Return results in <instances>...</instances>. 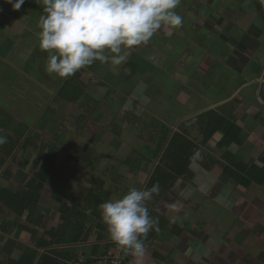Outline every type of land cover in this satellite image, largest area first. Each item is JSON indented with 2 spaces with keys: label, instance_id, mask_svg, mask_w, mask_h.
Returning a JSON list of instances; mask_svg holds the SVG:
<instances>
[{
  "label": "rangeland",
  "instance_id": "rangeland-1",
  "mask_svg": "<svg viewBox=\"0 0 264 264\" xmlns=\"http://www.w3.org/2000/svg\"><path fill=\"white\" fill-rule=\"evenodd\" d=\"M256 1L181 0L176 9L183 17L181 27H162L146 45L134 47L126 62L117 67L101 64L99 61L85 67L90 76L97 78L89 81L87 74L82 75L91 97V103L85 106L82 104L83 100L63 105L54 102L59 82L66 78H59L57 81L52 76L43 77L42 73L41 78L33 77L38 75V68H41L43 62L45 72L48 58L47 53L39 47L40 29L37 25L40 15L43 14L41 5L35 0H25L24 4L27 6L23 4L16 11L11 4L0 0V102L3 97L7 98V110L18 118V121H14L15 126L26 120L25 118L32 120L28 123L35 129V140L39 147L55 143L59 149L57 165L62 171V180H51L50 184L43 186L45 197L42 204H48L49 195L52 197L53 193H57L62 197H73V203L68 200L64 203L81 210L85 196L91 188L89 181H95L99 177L104 179L106 191H112L105 202L121 198L132 187L147 189V183L161 156L156 159L152 157L160 134L154 133L153 137L157 139L151 142L152 133L143 130L140 123L133 125L126 118V113L135 115L146 123L156 120L159 124H165L172 130L170 137L174 132L186 129L189 139L200 144L203 136L199 133L198 126L193 127L192 124L204 113L220 110L212 102L224 99L227 105L234 108L227 106L228 108L222 110L227 118L234 111L239 114L236 124L243 133L240 136L241 144L232 145L230 150L238 164L244 162L253 166L264 155V108L261 109L258 105L260 89L249 87L250 85L242 89L237 85L243 83L244 79L251 82L249 78L253 73L247 67L240 71L235 65L233 55L228 51L229 46L223 47L225 51L220 48V42L227 43L222 31H229L231 17L235 15L229 5L245 2L244 6L250 7ZM214 13L221 18L213 16ZM258 20L256 23L260 32L261 22ZM208 28V38L213 34L209 39L213 42L203 36ZM232 33L235 35L236 29ZM253 34L251 33L252 36ZM252 36L245 39L252 40ZM242 39L238 35V41ZM256 39L262 44L261 53L264 55V34ZM198 43L205 49L200 50ZM32 52L34 55L38 54L36 58ZM181 54L183 57L186 55L183 58ZM251 57H257L256 53L251 52L246 56L249 59ZM198 63L202 68L191 74L190 68L198 66ZM11 65H22L20 69L25 72L32 66L35 72L30 77L34 79L29 81L24 71L15 72ZM211 75L215 79L208 81ZM235 80H238L237 83H234ZM209 96L216 98H212L211 102ZM261 97L264 98V92ZM76 110L80 114L75 113ZM78 120L83 126L84 130L81 132L85 136L75 126ZM158 130L156 128L155 132ZM213 143L212 141L209 147H203L204 155L213 163L210 172L194 162L190 166L193 176L189 182L180 180L163 197L153 195L146 202L148 209L166 217L171 224L183 228L181 236L159 230L154 243L146 248L143 256L137 258L131 254L128 264H264V188L256 184L245 188L235 183L232 179L235 175H227L223 171L228 165L227 160L222 157L225 149L218 147L217 140L216 144ZM37 153V150H30V154H23L22 151L18 154L25 160ZM144 157L150 161L147 162ZM72 160H76V163ZM135 164L141 166L140 170L135 169ZM6 166L3 165L0 169V175ZM36 170L27 171L29 177H25L23 172L24 186L22 184L18 188L17 184L21 182H14V189L27 191L29 180L34 177ZM105 194L106 192L103 193ZM50 203L46 222L35 226L39 227L42 234L44 229L53 231L60 223L59 201L51 199ZM40 212L41 209L38 208L36 216ZM93 217L94 230L86 244L77 246L78 243H73L69 238H73L75 233H70L67 237L70 240H64V246H54V249L59 252L85 251V256H90L93 245L114 243L101 220L100 210ZM99 224L105 228L102 231V241H97V233L101 231L97 227ZM259 226L263 228L261 238L255 233ZM15 235L17 232L8 236V243H0V262L19 258L17 245L24 243H16L14 239L20 238ZM25 245L26 247L21 248L23 253L32 254L35 249L40 251L35 243ZM46 249H41L40 255H44L42 252L47 254ZM156 253L160 257H156ZM123 254L125 257L129 255ZM59 260L64 259L59 257Z\"/></svg>",
  "mask_w": 264,
  "mask_h": 264
},
{
  "label": "trees",
  "instance_id": "trees-1",
  "mask_svg": "<svg viewBox=\"0 0 264 264\" xmlns=\"http://www.w3.org/2000/svg\"><path fill=\"white\" fill-rule=\"evenodd\" d=\"M24 5L27 6V4ZM33 52L36 53V51ZM33 52L32 54L36 58L38 54L34 55ZM11 66L14 68L15 72L20 73L24 71L19 69L17 65ZM34 72L35 71L32 66L28 71H24V73L28 75V78L30 79L29 81H32V79H34L33 77L36 78V76H38L35 74V76L33 75V77H30ZM83 74L88 75L90 78L89 81L97 80V78L90 76L87 68L81 69L74 76L66 78L62 81L63 83L58 89L54 99L56 104L63 105L78 103L81 100H83L82 104L85 106L90 104L91 99L90 95L87 93L88 87L82 79ZM32 90L33 89H31L30 92H32ZM6 101L7 98L3 97L0 102V129L9 128L12 120H14V115L7 110L8 106H6ZM87 109L90 111L89 108ZM222 109L224 108H220L218 112L214 110L208 111L196 119L199 125V133L203 136L200 144H197L189 139L186 129H182L181 132H174V134L170 137L172 130L165 124H159L156 120H154L153 123H146L142 121L141 118L126 113V118L131 121L133 125L140 123L143 130H148L152 133L151 142L157 139V137H153L154 133L160 134L158 135V146L152 152V157L155 159L158 158L162 154V151L163 154L160 156L159 163L155 167L146 186L147 189H150L154 184H159V193L154 194L156 197H163L164 193L170 191L180 180L189 182L193 176L190 166L194 162L201 165L206 171L210 172L212 170L213 163L208 160L206 155H204L203 147H209V143L216 134H220V139L217 145L219 148L225 149L222 157L228 162V165H226V168L223 170L224 173L227 175L231 174V176L235 175L234 177L232 176L234 182L244 186L245 188H249L252 184H256L264 188V155L260 157V162H262L261 167L256 165L249 167L244 162L240 164L237 163L234 153L231 152L230 148L234 144H241L242 140L240 139V136L243 133L236 124L237 116L235 114H231L227 118V115H225L224 110ZM75 113L80 114L78 110H76ZM75 126L77 130H79V133L85 136V134L81 132V130L84 129H82L83 126L80 124L79 120L76 122ZM28 128V125L21 122L19 129L16 131V136L19 139H23ZM156 128L159 129L157 132H155ZM0 136L5 137L7 140L5 145L0 146L1 151L5 157H11L17 147L16 141H14L12 137L6 136L4 133H0ZM142 137L143 136H140V138ZM58 138H60V136H58ZM31 141V137L26 139L24 148H27ZM165 144H167V146L164 148ZM58 153L59 149L55 143H49L47 145L46 152H43L41 160L37 161L39 172L36 176L30 179L27 191L20 193L6 189L0 190V203L2 204L0 205V211H3V208H8L17 216L26 217L27 223L40 226L43 217L41 216L40 221H38L35 219V213L41 203V199L43 198V186L48 184L52 179L56 181L62 180V171L57 167V161L59 159ZM144 158L147 162L150 161V159H147L146 157ZM72 161L76 163V160ZM134 167L136 170H140L141 168V166L137 164H135ZM6 175H9L7 170L4 173V176ZM89 184L91 185V188L85 196L84 205L81 210H76L67 203H64L65 200L73 203L75 201L73 197L68 195L62 197L57 193L52 194V198L59 201L60 204L58 208V221L60 223L55 232L49 230L44 231L46 239L41 240L40 243H35L38 248L51 249V247L60 246L63 244L69 233H75L74 242L76 243H86L90 240V236L94 230L92 224L94 218L93 216L98 213L99 205L104 203L105 200H108L112 191H106L105 181L100 177L95 181H89ZM104 192H106L105 195H103ZM91 209H93V212L90 213ZM148 210L149 215L158 220V231L154 230L153 233L147 235V239L144 241L146 248L151 247L152 243H154L159 230H162L163 232L169 231V233L174 236H181L184 231L183 228L179 225L171 224L166 217L157 215L153 210ZM194 210H196V208ZM97 227L101 230L97 233V241H102L104 237L102 231L105 228L100 224L97 225ZM261 232H263V228L259 226L255 232L257 233L258 238H261ZM113 245L114 248L120 249L116 244ZM20 248L23 249L24 247L20 246ZM98 249L99 245H94L91 256H97ZM123 252L129 254L127 260L132 258V255L129 252L124 250ZM83 255L84 253L81 256ZM37 256V251H33L32 254L23 253L18 260L10 259L6 264H68L64 261L68 260L70 262L78 258L77 254L72 252H59L57 249L47 251V254L42 255L38 262L36 261ZM155 256L160 257L157 253ZM59 257L64 260H59ZM0 264L5 263L0 262Z\"/></svg>",
  "mask_w": 264,
  "mask_h": 264
},
{
  "label": "clouds",
  "instance_id": "clouds-1",
  "mask_svg": "<svg viewBox=\"0 0 264 264\" xmlns=\"http://www.w3.org/2000/svg\"><path fill=\"white\" fill-rule=\"evenodd\" d=\"M5 2L18 11L25 0ZM35 2L43 9L37 27L39 47L48 57L45 71L61 79L70 78L97 61L117 67L126 62L134 47L146 45L162 27L179 28L183 23L176 11L181 0ZM257 82H264V75ZM259 102L264 104V100ZM6 143V138L0 136V146ZM159 190L158 183L144 190L132 187L121 198L99 205L101 220L113 244L137 258L146 251L148 233L158 231V220L149 215L146 202ZM81 255L78 258L88 257Z\"/></svg>",
  "mask_w": 264,
  "mask_h": 264
},
{
  "label": "crops",
  "instance_id": "crops-1",
  "mask_svg": "<svg viewBox=\"0 0 264 264\" xmlns=\"http://www.w3.org/2000/svg\"><path fill=\"white\" fill-rule=\"evenodd\" d=\"M252 4V3H251ZM188 7H189V5H188ZM209 25H211V23L209 24ZM210 31V28H208V30H206V31H204L203 32V36L206 38V39H210V38H212V36H213V34L208 38V36H209V34H208V32ZM182 41H184V40H182ZM209 41V40H208ZM199 48H203V49H205V47L202 45V44H200V46H199ZM184 49H186L185 48V46H184ZM181 52V51H180ZM179 52V53H180ZM182 52H183V50H182ZM186 55V54H185ZM185 55H184V57H185ZM181 56L183 57V54H181ZM196 56V55H195ZM183 57V58H184ZM190 65V64H189ZM199 65H200V63H198V66H193V68H190L191 69V71H190V73L192 74V73H194V71H196V70H200L202 67H199ZM187 69H189V68H187ZM186 69V70H187ZM213 79H215V77L214 76H210V77H208V81H212ZM226 81V80H225ZM212 87H214L213 85H212ZM221 88V87H220ZM225 93H227V92H225ZM227 97V96H226ZM225 97V98H226ZM208 98H211L210 99V101L212 102V98H216V96L215 97H208ZM207 103V102H206ZM212 103H216V107H218L219 109L220 108H230V106L229 105H226L227 103L226 102H224V99H221V101H213ZM222 103H224V104H222ZM258 104V103H257ZM222 106V107H221ZM228 106V107H227ZM216 107H215V110H217L216 109ZM231 110V109H230ZM9 111V110H8ZM10 112V111H9ZM218 112V111H217ZM230 112V111H229ZM11 113V112H10ZM231 113V112H230ZM12 114V113H11ZM228 114V113H227ZM231 114H235L236 116H239V114H237V113H235V111H234V113H231ZM13 115V114H12ZM26 120H24L23 121V123H25L26 125H28V129H27V131H26V134H25V136L23 137V139L21 138V139H19L17 136H16V131L19 129V126H20V123L21 122H19V123H17V125L15 126V120H17L18 121V118L17 117H15L14 116V120H12V122H11V126L9 127V128H7V129H0V133H4L6 136H10V137H12V139L14 140V141H16V143H17V147H16V149H15V152H14V154L11 156V157H5L4 156V154H3V152L1 151V149H0V153L2 154V156H0V169H2V167H3V165H7L6 166V168H5V170L3 171V173H1V175H0V190H10V191H13V192H22V190L21 189H19L18 190V188L19 187H21V185L23 184V175H22V173L24 172V174H26V172L27 171H31L32 169H37L36 170V172H35V175H33V176H36V174L39 172V167H38V165H37V161L38 160H41V156H43V152H46V146H41V147H39L40 145H38L39 143L38 142H36V135H35V129L33 130L31 127H30V124L28 123V122H30V121H32L31 119H29V118H25ZM30 120V121H29ZM238 120V119H237ZM198 122V121H197ZM35 135V136H34ZM29 137H31V139H32V141L30 142V144L27 146V148H24V143H25V141H26V139H28ZM219 139H220V134H216L215 136H214V138L211 140V142L213 141L214 143L216 142V140L217 141H219ZM211 142L209 143V144H211ZM213 143V144H214ZM216 144V143H215ZM39 148V149H38ZM43 148V149H42ZM30 150H37L38 151V153L36 154V155H34V156H31L30 155V157L29 158H26L25 160H22L21 159V157L19 156V152L20 151H22V153L24 154V153H29L30 154ZM28 154V155H29ZM42 154V155H41ZM235 156V155H234ZM261 157V156H260ZM260 157L256 160V162H255V164L254 165H256V166H258V167H261L262 166V162H260ZM236 158V157H235ZM236 161H237V158H236ZM6 162H7V164H6ZM59 164V163H58ZM247 164V163H246ZM248 165V164H247ZM253 165V166H254ZM249 167H252V166H250V165H248ZM57 167H58V165H57ZM11 168H13V169H11ZM6 170H7V172H9V175H6V176H4V173L6 172ZM28 174H26L25 175V177H29V176H27ZM20 179V180H19ZM32 179V178H31ZM52 180H54V179H52ZM30 181V180H29ZM14 182L17 184V183H20V184H17V186H18V188L17 189H14V188H16V187H13L14 186ZM26 183V182H25ZM51 182L49 181V183L48 184H50ZM24 186V184L22 185V187ZM21 190V191H20ZM50 194V193H49ZM42 197H45V196H42ZM43 199V198H42ZM42 199H41V203H40V205H39V207L38 208H40L41 209V212L39 213V215L38 216H36V214H35V219L36 220H38V221H40V217L42 216L43 218H42V223L43 222H46L45 220H46V216H47V213H48V210H50L49 208L51 207V203H50V201H51V199H53L52 197H50V195H49V199H47V195H46V199L48 200V204H42ZM50 200V201H49ZM54 200V199H53ZM0 205H2L1 203H0ZM47 205H48V207H47ZM48 208V209H47ZM43 209H45V210H43ZM0 243H8V241L10 240L9 238L10 237H8V236H11L12 234H16V232H17V235H15V236H18L19 235V238L20 239H14L15 241H16V243H24L23 245H17V247H18V249H16V251H17V255H22L23 254V251L21 250V248H20V246H23V247H26V245H25V243H40V241L41 240H44V239H46L45 238V236H44V231L45 230H49V229H44L43 230V234L41 233L42 231L41 230H39L38 228L39 227H35V226H38V225H36V224H30V223H27L26 222V217H21V216H17L14 212H12V211H10L8 208H3V211H0ZM24 223L26 224V225H24ZM41 223V224H42ZM41 226V225H40ZM58 226H59V224H58ZM57 226V227H58ZM57 227H56V229H57ZM56 229H54L52 232H55L56 231ZM50 231V230H49ZM70 234V233H69ZM24 235H25V237H24ZM67 237H69V235H67L66 236V238H65V240H67L68 239V241L70 240V239H72V240H70V241H72L73 243H76V242H74V237L72 238V237H69V238H67ZM16 238V237H15ZM81 244H86V243H78L77 244V246L78 245H81ZM63 246L65 245V243H63L62 244ZM61 245V246H62ZM95 245H99V249H98V251L97 252H99V250H100V248H106V246H108V248L109 249H111V248H114L113 246V244L111 243V244H104V245H101L100 246V244L99 243H97V244H95ZM66 246H69V245H66ZM76 246V247H77ZM94 246V245H93ZM93 246H92V248H93ZM37 247V250H40L41 251V249H43V248H38V246H36ZM20 248V249H19ZM35 249V248H34ZM51 249H54V247H51ZM36 250V249H35ZM34 250V251H35ZM40 251H37L38 252V256H37V262H38V260L40 259V257L42 256V255H40L41 254V252ZM65 252V251H64ZM70 253L72 252V253H74V254H83V253H85V251L83 252H81V253H79V251H77V250H75V251H69ZM45 254V253H44ZM20 256H19V258H20ZM19 258H17V259H12V258H9V260L10 259H12V260H18ZM8 262V261H7ZM7 262H3V263H7ZM36 262V263H37Z\"/></svg>",
  "mask_w": 264,
  "mask_h": 264
},
{
  "label": "flooded vegetation",
  "instance_id": "flooded-vegetation-1",
  "mask_svg": "<svg viewBox=\"0 0 264 264\" xmlns=\"http://www.w3.org/2000/svg\"><path fill=\"white\" fill-rule=\"evenodd\" d=\"M248 1H250V0H248ZM244 3L239 4V5L237 4L235 6L229 5V7L232 9V13H235V15L231 17L230 26L228 29L229 31H224V30L222 31L223 36L226 37L227 43L225 42V44H224V42L221 41L222 43L220 42V48L224 49L223 47L226 48V46H229L230 49L228 48V51H230L231 52L230 54L233 55V59L236 62L235 65L237 66V68L240 71H242L243 69H245L247 67V70L248 71L250 70L254 75V76L252 75L251 78H249V79H251V82H246L244 79L243 83H241V84L238 83L237 85H240V88H242V89L246 88L249 85H250L249 87L259 88L260 91L258 92V90H257V92L259 93L258 94L259 100H264V98L261 97L262 93L264 92V90H263L264 82H260V83L257 82L259 80V78L262 75H264V66H262L264 55H263V53H261V50L263 51L262 44L260 43V41L258 39H256L259 37V35L264 34V0H257L256 2H252V4H250V7H248V5H245L246 6L245 7ZM225 7H226V5H225ZM214 14L215 15H213V16H215L216 18H218V17L221 18L218 14H216V13H214ZM252 17H254V18H252ZM216 18H214L215 22H217ZM251 18H252V20H251ZM257 19H259L258 20L259 23L261 22L260 32H259V28L257 26L258 24L256 23ZM250 23H251V25H250ZM233 29H236L237 33L235 35L232 33ZM251 33H254L253 36L251 35ZM238 35H241L243 39L238 41ZM250 36H252V40H248V39L246 40L245 39V38H249ZM254 36L256 38L253 39ZM192 39L197 40L196 38H192ZM207 40H209V39H207ZM191 41H193V40H191ZM209 41H212V40H209ZM214 43H215V41H214ZM216 44L217 43H215V45ZM198 45L200 46L199 43H198ZM200 50H201V48H200ZM180 51H182V50H180ZM251 52L256 53L257 57H254V58L251 57V59L246 58L247 54L248 53L251 54ZM259 54H260L261 58H259L260 57V56H258ZM229 56L230 55H228V57ZM213 61L216 62L214 59H213ZM44 64H45V62L42 63L41 68H38V70H39L38 76H39V78H41L40 73H42L43 77H44V75L46 77L48 75L50 78V75L48 73H45L46 71L45 72L43 71V65ZM21 66L22 65H19L18 68L20 69ZM199 67H202V66L199 65ZM52 77L56 78L57 81L60 80L55 75H52ZM238 80H235L234 83ZM62 83H63L62 81H61V83L59 82V85H58L59 88L61 87ZM230 88H231V86H230ZM54 99H55V97H54ZM90 99H91V97H90ZM90 103H91V101H90ZM258 105L261 106V109L264 108V104L260 103ZM230 108H234V106H230ZM81 119H82V116H81ZM192 125H193V127H197V126L199 127L197 121H195ZM165 147L166 146H164V148Z\"/></svg>",
  "mask_w": 264,
  "mask_h": 264
},
{
  "label": "built area",
  "instance_id": "built-area-1",
  "mask_svg": "<svg viewBox=\"0 0 264 264\" xmlns=\"http://www.w3.org/2000/svg\"><path fill=\"white\" fill-rule=\"evenodd\" d=\"M123 253L121 248H100L97 256L80 257L68 264H128L127 257Z\"/></svg>",
  "mask_w": 264,
  "mask_h": 264
}]
</instances>
